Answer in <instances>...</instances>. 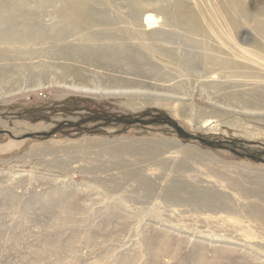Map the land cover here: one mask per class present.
<instances>
[{
	"label": "rangeland",
	"instance_id": "374dc122",
	"mask_svg": "<svg viewBox=\"0 0 264 264\" xmlns=\"http://www.w3.org/2000/svg\"><path fill=\"white\" fill-rule=\"evenodd\" d=\"M247 4L255 13L264 8V0ZM55 16L47 13L42 23L53 25ZM120 27L124 35L134 29ZM87 33L67 28L63 44L73 53L90 52L96 44L83 40ZM237 35L252 42L244 29ZM136 40L119 41L131 48ZM113 41L98 44L119 43ZM153 43L133 47L139 59L101 56L97 67L77 58L43 59L55 64L39 78L49 89L0 102V264H197V256L204 264H264V186L245 177L247 168L264 171V163L231 151L264 159V110L228 105L223 96L233 89L216 85L220 77L209 80L146 51ZM176 47L179 56L187 49ZM83 76L86 86L114 97L57 93ZM38 84L20 88L33 91ZM223 111L231 116L218 119ZM122 116L169 117L188 133L234 145L211 148L166 124L96 119ZM231 120L247 130L231 127Z\"/></svg>",
	"mask_w": 264,
	"mask_h": 264
},
{
	"label": "bare ground",
	"instance_id": "6f19581e",
	"mask_svg": "<svg viewBox=\"0 0 264 264\" xmlns=\"http://www.w3.org/2000/svg\"><path fill=\"white\" fill-rule=\"evenodd\" d=\"M247 1L0 0V89H8V95L0 96V102L7 103L20 95L49 89L50 82L43 83L41 80L51 74L55 64L46 63L43 59L62 62L77 58L92 62L97 67L101 66V56L109 61L115 60L119 55L130 57L132 60L139 59L141 53L133 47L138 48L141 43L154 41L153 48L146 46V51L153 49L159 57L174 59L176 66L186 68V71L203 72L204 78L209 80L220 77L222 80L220 84L215 83L216 85L233 89L231 93L223 96L228 105L263 111L264 8L256 13L251 12ZM192 2L197 5L198 11L194 9ZM105 3H110L114 9L107 10ZM121 3L128 7L127 10H121ZM117 10L116 16H110L113 12L117 13ZM107 11L113 12L110 14ZM47 13L56 15L53 25L47 24L46 20L45 25L42 23ZM124 23L133 26V32L129 31L128 35L121 33L119 29L124 30V27H120ZM70 27L80 31L88 30L87 36L81 37H84L86 42L96 44L93 46L95 48L90 52H71L76 48L63 44L68 39L64 32ZM243 29L245 34L252 38L250 45H247L248 40H240L237 35L238 31ZM114 32L119 33L114 36ZM129 36L137 39L131 48L121 43ZM112 40L119 43L109 44V47L98 44L99 41ZM177 44L187 48L186 51L182 50L180 56L176 52ZM67 73L68 70H64L63 80ZM25 76L26 81L23 80ZM35 82L39 84L33 91L26 92L25 89L23 92V88H20L22 83L30 87V84ZM62 82L66 83L60 81L56 84ZM85 83L83 76L77 86L63 85L57 93L101 97L115 95L89 88ZM222 114L218 119L231 116V112L223 111ZM211 118L204 122L202 128L210 126ZM227 124L236 129L247 130L240 121L231 120L227 121ZM17 126L30 131L45 129L41 126L31 127L26 123H18ZM21 133L23 131L16 132ZM260 171L247 168L245 177L264 186V171ZM63 221L65 222V219ZM55 248H58V245ZM217 255L219 261L224 259V254ZM197 258V264H204L202 257ZM122 264L127 262L123 261Z\"/></svg>",
	"mask_w": 264,
	"mask_h": 264
},
{
	"label": "water",
	"instance_id": "95a60500",
	"mask_svg": "<svg viewBox=\"0 0 264 264\" xmlns=\"http://www.w3.org/2000/svg\"><path fill=\"white\" fill-rule=\"evenodd\" d=\"M96 119H98V121L99 120L104 121L106 124H109V125L110 124H123V125L133 126L135 124H140L143 126H150L153 124H166V125L171 126L176 131V133L179 135V137L183 139L195 140L205 146H208L211 148H217L220 150L228 149V147L226 146L227 143L233 144V142L231 143L230 141H226V140L225 141H210L207 138H204L200 135H194V134L188 133L186 130L180 127V125L176 121H174L173 119L169 117L155 116L153 119H150V120H146L145 116H142V117L122 116V117H108V118L102 117V118H96ZM80 125L81 124L78 123V124L70 125V126L79 127ZM52 134L53 132L51 134H42V135L46 137ZM31 137H34V135L29 136V138ZM231 151L240 157H248L256 162L264 163V159H262L260 156L240 153L233 149H231Z\"/></svg>",
	"mask_w": 264,
	"mask_h": 264
},
{
	"label": "flooded vegetation",
	"instance_id": "af4514ba",
	"mask_svg": "<svg viewBox=\"0 0 264 264\" xmlns=\"http://www.w3.org/2000/svg\"><path fill=\"white\" fill-rule=\"evenodd\" d=\"M228 144H229V143L226 144L227 147H228ZM230 145H234V144H229V146H230Z\"/></svg>",
	"mask_w": 264,
	"mask_h": 264
}]
</instances>
